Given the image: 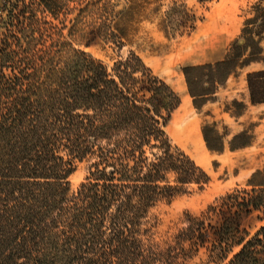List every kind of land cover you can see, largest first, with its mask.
<instances>
[{"label": "trees", "instance_id": "1", "mask_svg": "<svg viewBox=\"0 0 264 264\" xmlns=\"http://www.w3.org/2000/svg\"><path fill=\"white\" fill-rule=\"evenodd\" d=\"M39 1L55 17L68 0ZM254 9L222 60L182 68L195 109L237 68L264 61V7ZM4 52L0 264H186L200 247L221 259L236 245L241 248L226 264H264V225L247 240L242 225L255 210L264 218V168L248 179L250 190L227 193L203 217H188L165 246L145 238L158 201L209 177L170 144L164 128L180 99L138 55L130 52L108 67L67 41L59 42L56 57L48 49L36 57ZM246 83L250 103H264V68L247 73ZM205 130L207 149L220 152L222 144L212 145ZM250 141L242 131L230 149ZM87 158V176L70 191L69 175Z\"/></svg>", "mask_w": 264, "mask_h": 264}, {"label": "rangeland", "instance_id": "2", "mask_svg": "<svg viewBox=\"0 0 264 264\" xmlns=\"http://www.w3.org/2000/svg\"><path fill=\"white\" fill-rule=\"evenodd\" d=\"M256 5L264 7V0H68L54 17L39 0H9L0 15V48L5 47V55L36 57L48 49L56 57L59 42L67 41L110 67L134 52L176 92L180 103L164 130L172 147L188 155L209 180L201 186L189 184L184 192L170 201H158L150 210L145 238L158 247L171 241L188 217H203L227 193L250 190L248 179L264 168V103H250L246 83L247 73L264 68V61L237 68L198 110L182 73L185 66L222 60L246 19L255 14ZM95 28L99 32L88 33ZM259 41L264 55V34ZM3 71L11 70L7 66ZM178 79L189 97L186 105L176 89ZM204 126L210 143L222 144L220 152L207 149ZM242 131L251 135L250 144L231 150L232 137ZM89 164L88 158L76 162L68 177L70 191L87 176ZM242 225L249 233L247 240L264 225L261 211L246 216ZM240 248L234 246L219 259L200 247L185 263L226 264Z\"/></svg>", "mask_w": 264, "mask_h": 264}, {"label": "bare ground", "instance_id": "3", "mask_svg": "<svg viewBox=\"0 0 264 264\" xmlns=\"http://www.w3.org/2000/svg\"><path fill=\"white\" fill-rule=\"evenodd\" d=\"M176 84H177L176 89H177V91H178V93H179V95L181 97V102H182L183 105H186L187 102L189 101V97L186 94H184L183 84L179 81V79L176 81Z\"/></svg>", "mask_w": 264, "mask_h": 264}, {"label": "built area", "instance_id": "4", "mask_svg": "<svg viewBox=\"0 0 264 264\" xmlns=\"http://www.w3.org/2000/svg\"><path fill=\"white\" fill-rule=\"evenodd\" d=\"M9 4V0H0V15L2 11L6 9V6Z\"/></svg>", "mask_w": 264, "mask_h": 264}]
</instances>
